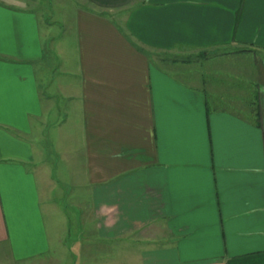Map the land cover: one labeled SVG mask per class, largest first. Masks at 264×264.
<instances>
[{"label":"crops","instance_id":"0c3cea01","mask_svg":"<svg viewBox=\"0 0 264 264\" xmlns=\"http://www.w3.org/2000/svg\"><path fill=\"white\" fill-rule=\"evenodd\" d=\"M63 1L0 0V256L264 264V0Z\"/></svg>","mask_w":264,"mask_h":264},{"label":"rangeland","instance_id":"374dc122","mask_svg":"<svg viewBox=\"0 0 264 264\" xmlns=\"http://www.w3.org/2000/svg\"><path fill=\"white\" fill-rule=\"evenodd\" d=\"M52 0H40L41 3L47 2V4H49V6H44V9H49L48 7H50V2ZM67 7L70 6L68 5L70 2L67 0L63 1ZM177 54H171V55H165V56H161L159 55L157 57V55H153L155 59L158 60H163L167 63H169L170 65L173 64V61H176L177 64H179L180 66L178 68H174L172 70L177 71V72H181L184 73L185 77L186 76H197V74L199 75L202 71L205 72L203 66L204 65V61L203 59L207 58L208 56L210 57V54L214 55L213 53L210 52H203V53H183V52H176ZM220 54H222L221 52H219ZM202 55V56H201ZM201 56V57H200ZM172 62V63H171ZM68 246H70L71 248L74 246L73 241L70 240L69 242L67 241ZM70 244V245H69ZM68 261H64L63 264H72L71 260L72 257L68 256ZM0 264H8V259L1 257L0 256Z\"/></svg>","mask_w":264,"mask_h":264},{"label":"trees","instance_id":"16d2710c","mask_svg":"<svg viewBox=\"0 0 264 264\" xmlns=\"http://www.w3.org/2000/svg\"><path fill=\"white\" fill-rule=\"evenodd\" d=\"M241 52H247V51H241ZM201 56H202V55H201ZM201 56H200V57H201ZM173 63L175 64V63H177V62H176V61H173Z\"/></svg>","mask_w":264,"mask_h":264}]
</instances>
